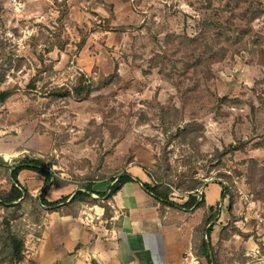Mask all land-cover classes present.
I'll use <instances>...</instances> for the list:
<instances>
[{
	"label": "rangeland",
	"instance_id": "1",
	"mask_svg": "<svg viewBox=\"0 0 264 264\" xmlns=\"http://www.w3.org/2000/svg\"><path fill=\"white\" fill-rule=\"evenodd\" d=\"M111 7L114 21L108 28L104 22ZM121 27L129 29L115 31ZM82 37L85 44L79 48ZM183 37L193 41L192 49L181 42ZM207 45L214 52L224 49V57L207 65ZM260 50L264 0H0V90H16L1 108L0 156L9 165L23 156L53 164L52 171L65 185L49 190L46 198L52 203L80 191L81 179L88 176L100 192L107 191L108 179L121 171L149 183L137 165L152 169L170 129L175 130L162 124V111L180 127L201 125L198 143L205 155L248 143L209 174L186 145L172 141L168 150L177 173L196 167L195 179L205 182L208 202L220 211L222 225L234 223L255 236L247 241L235 236L223 243L219 263L259 264L264 257V203L255 199L248 177L251 161L264 165ZM163 54L166 60L154 67L151 59ZM195 58H202L203 64L193 68L195 74L185 73ZM115 63L120 79L96 90L92 100L50 101L42 95L43 89L71 84L80 75L99 87L113 74ZM34 79L37 88L32 92L27 86ZM224 97L231 103L219 104ZM102 177L106 181L100 182ZM19 180L38 199L40 177L24 171ZM216 183L231 187L232 215ZM0 186L9 187L3 174ZM185 200L180 192L172 196L179 205ZM31 206L26 205L20 223L30 260L37 247ZM175 210L170 211L175 224L187 218L197 223L202 215ZM140 227L146 228L143 223ZM217 235L218 230L212 236L214 245ZM158 242L155 250L161 258L167 249Z\"/></svg>",
	"mask_w": 264,
	"mask_h": 264
},
{
	"label": "trees",
	"instance_id": "2",
	"mask_svg": "<svg viewBox=\"0 0 264 264\" xmlns=\"http://www.w3.org/2000/svg\"><path fill=\"white\" fill-rule=\"evenodd\" d=\"M110 19L105 20L108 28L111 22L114 21V14L112 7L110 8ZM107 32H112L113 29H108ZM129 28L121 27L116 29L118 32H125ZM181 42L192 49L193 41L183 37ZM239 41V38L235 39ZM255 42H253L254 44ZM85 44V38H81L79 48ZM205 52L206 62L209 65L212 60L217 57H224V49L214 52L208 45ZM261 56V63L264 64V50L259 51ZM167 55H155L151 59L154 67L161 66L163 60H166ZM187 64V63H186ZM185 64V65H186ZM197 64V66H196ZM203 64L202 58H195L193 65H186L184 72L192 71ZM209 67V66H208ZM176 69V68H175ZM120 79L118 73V64L115 63L113 74L107 77L104 81L99 83V87L95 83L89 81L84 75L78 76L74 82L60 87H53L43 89L42 95L50 101H89L92 100L93 93L101 88H108L113 83ZM35 79L32 80L27 89L36 91ZM4 84V78H0V87ZM97 87V88H96ZM16 93L15 89L0 90V115L2 106ZM219 104H230V100L226 97L218 99ZM163 110V109H162ZM177 113V110L175 111ZM169 113L162 111L160 119L162 124L175 128L174 131L170 129L168 140L160 150V156L156 159L154 167L147 169L145 166L137 165L145 172V175L150 180L149 183H142L132 178L126 171L118 172L112 175L109 180V187L107 191L101 193L94 190V179L92 176L81 179L83 181L80 191L75 192L70 196L63 197L55 202H48L47 194L51 188L58 189L65 184L58 179L56 173L52 171L53 164L48 163L44 158H33L30 156H23L19 159L13 160V164L9 165L0 156V177L3 174L8 184V189L0 186V210L3 215L0 216V264H34V262L27 257V248L24 235H22L20 223L24 214V210L28 203L32 206L33 221L32 226L37 228L34 235L35 245L37 240L41 237V232L47 224L48 217L53 213H58L60 216H77L83 206H99L104 210V219L110 220L113 216L110 203L113 198L121 191L122 187L127 183H140L142 190L148 194L155 206L159 217H163L166 209H176L193 214L197 211H202V218L200 223L194 228L191 240V253L196 260H202L205 264H220L218 250L223 243L230 241L233 237H240L247 241L250 238H255L253 233H243L234 223L222 225L218 219L219 212L209 206L206 201V194L204 193L201 201L197 203V196L200 189L204 186L203 180L195 179V166L187 168V171L177 173L171 166L169 161L170 151L169 144L172 141H179L180 144L186 145L187 148L193 150L194 157H199L202 161L201 169L206 170L207 174L223 166L222 160L228 155L235 152L244 151V147L248 143H238L234 146L224 147L222 150L215 149L212 154L205 155L201 153L198 139L201 137V125L196 122L187 123L184 127H180L176 120L168 121ZM167 121V122H166ZM190 161V158L188 159ZM187 162L186 166L190 165ZM24 171L32 172L38 175L42 181L40 201L42 206L49 209H43L37 204V198H34L26 187L22 185L19 180L20 174ZM106 181L104 177L100 182ZM221 188L220 199L221 202L228 200L227 212L232 215L235 204V198L230 186L216 183ZM248 184L251 186L255 199L264 203V165L261 167L256 161L250 163V175L248 177ZM175 192H180L186 195L185 203L179 205L172 201V196ZM90 194L97 196L100 199H93ZM72 197V198H71ZM71 198V199H70ZM70 199V200H69ZM215 222V223H214ZM213 223V224H212ZM212 224V225H211ZM211 225V226H209ZM218 230L216 245L212 242V236ZM208 242V243H207ZM263 251L264 248L261 247ZM211 252V256H210Z\"/></svg>",
	"mask_w": 264,
	"mask_h": 264
},
{
	"label": "crops",
	"instance_id": "3",
	"mask_svg": "<svg viewBox=\"0 0 264 264\" xmlns=\"http://www.w3.org/2000/svg\"><path fill=\"white\" fill-rule=\"evenodd\" d=\"M132 178L146 183L137 176ZM208 198L206 195L207 204L213 207ZM110 207V220L104 219V210L99 206H83L75 217L51 214L31 260L34 264H205L191 253L193 230L202 215L197 223L187 218L180 224L171 222L173 209H166L159 217L140 183L125 184ZM175 211L185 216L191 212ZM157 240L167 249L161 258L156 255ZM259 264H264V257Z\"/></svg>",
	"mask_w": 264,
	"mask_h": 264
},
{
	"label": "water",
	"instance_id": "4",
	"mask_svg": "<svg viewBox=\"0 0 264 264\" xmlns=\"http://www.w3.org/2000/svg\"><path fill=\"white\" fill-rule=\"evenodd\" d=\"M205 189H206V185H204V187L201 189V191L199 192V194H198V198H197V203H196V205L201 201V199H202V197H203V195H204V193H205ZM76 192H78V191H76ZM40 196H41V193H40V195H39V197H38V205L41 207V208H43V209H49L48 207H44V206H42V204H41V201H40ZM73 197V196H72ZM71 197V198H72ZM93 198H95L94 196H92ZM70 198V199H71ZM69 199V200H70ZM212 225V224H211ZM211 225H209V226H211ZM208 243V242H207ZM210 256H211V252H210ZM211 258H212V256H211Z\"/></svg>",
	"mask_w": 264,
	"mask_h": 264
}]
</instances>
